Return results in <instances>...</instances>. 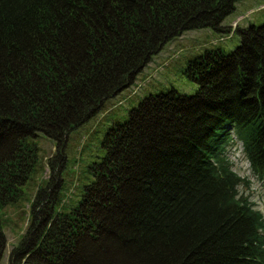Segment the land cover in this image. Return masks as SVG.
I'll use <instances>...</instances> for the list:
<instances>
[{
    "label": "trees",
    "instance_id": "obj_1",
    "mask_svg": "<svg viewBox=\"0 0 264 264\" xmlns=\"http://www.w3.org/2000/svg\"><path fill=\"white\" fill-rule=\"evenodd\" d=\"M238 1L0 0V208L34 169L28 137L60 154L168 41L224 32ZM235 32L232 52L188 63L194 95L148 96L107 129L74 206L56 208L60 181L38 189L9 264H264V216L227 156L235 136L264 181V24Z\"/></svg>",
    "mask_w": 264,
    "mask_h": 264
},
{
    "label": "rangeland",
    "instance_id": "obj_2",
    "mask_svg": "<svg viewBox=\"0 0 264 264\" xmlns=\"http://www.w3.org/2000/svg\"><path fill=\"white\" fill-rule=\"evenodd\" d=\"M263 24L264 0H240L235 4V10L223 21L224 32L211 28L190 30L168 41L137 74L130 87L107 99L93 117L69 131L60 154L53 139L41 133L28 137L26 142L37 148V158L31 175L21 188V195L15 202L0 208V225L5 238L0 264H9L10 252L23 238L30 223L31 204L38 189L49 191L50 186L48 188L47 184L51 182L52 186L60 181L59 204L56 208L61 210L62 207L68 209L74 206L84 186L94 179L89 173L90 167L104 156L101 141L111 125L126 122L128 112L148 96L170 90L182 95H194L197 85L186 76L188 63L198 59L205 51L220 49L226 54L232 52L240 44L236 28L251 25L259 27ZM233 137L234 143L227 148L232 170L250 182L248 187H240L239 191H244L255 209L264 216V181L260 182L254 177L241 142Z\"/></svg>",
    "mask_w": 264,
    "mask_h": 264
}]
</instances>
